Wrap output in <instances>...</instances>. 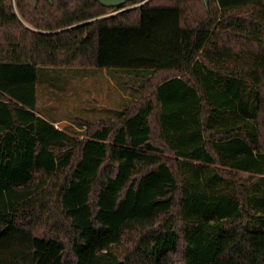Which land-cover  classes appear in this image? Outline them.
Segmentation results:
<instances>
[{"label":"trees","instance_id":"16d2710c","mask_svg":"<svg viewBox=\"0 0 264 264\" xmlns=\"http://www.w3.org/2000/svg\"><path fill=\"white\" fill-rule=\"evenodd\" d=\"M49 69L94 70L125 100L74 137L40 106ZM13 234L29 264H264V0H0Z\"/></svg>","mask_w":264,"mask_h":264},{"label":"rangeland","instance_id":"374dc122","mask_svg":"<svg viewBox=\"0 0 264 264\" xmlns=\"http://www.w3.org/2000/svg\"><path fill=\"white\" fill-rule=\"evenodd\" d=\"M137 5L108 11L106 15H114ZM44 75L50 77L39 83L40 106L48 109L47 114L52 113L57 118L55 125L79 139L82 136L79 135L81 128L78 122L90 120L95 124L100 120L103 107H112L113 102H120L126 97L123 90L108 82L105 75L97 77L94 70L49 69ZM238 176L245 177L246 174ZM31 253L30 240L13 234L0 243V264H29ZM174 259L179 264L184 263L181 251L180 256H174Z\"/></svg>","mask_w":264,"mask_h":264},{"label":"water","instance_id":"95a60500","mask_svg":"<svg viewBox=\"0 0 264 264\" xmlns=\"http://www.w3.org/2000/svg\"><path fill=\"white\" fill-rule=\"evenodd\" d=\"M35 4L37 5L38 0H34ZM50 3H53L55 0H45ZM98 1L101 5L108 7V8H122L124 5H126L128 2L133 1V0H96Z\"/></svg>","mask_w":264,"mask_h":264}]
</instances>
